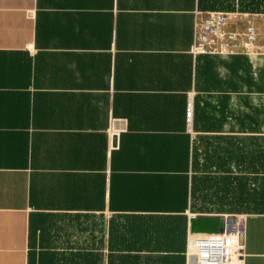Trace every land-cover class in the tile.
<instances>
[{
    "label": "crops",
    "instance_id": "1",
    "mask_svg": "<svg viewBox=\"0 0 264 264\" xmlns=\"http://www.w3.org/2000/svg\"><path fill=\"white\" fill-rule=\"evenodd\" d=\"M221 3L0 0V264L43 261L47 215L109 217L113 264H186L239 223L244 264H264V211L200 202L264 181V56L193 52ZM206 163L241 167L215 173L229 194L201 189Z\"/></svg>",
    "mask_w": 264,
    "mask_h": 264
},
{
    "label": "rangeland",
    "instance_id": "2",
    "mask_svg": "<svg viewBox=\"0 0 264 264\" xmlns=\"http://www.w3.org/2000/svg\"><path fill=\"white\" fill-rule=\"evenodd\" d=\"M215 1V0H213ZM222 2L220 7L230 9L239 3L242 6H250L251 10H264V4L258 5V2L264 0H218ZM229 1H232L231 3ZM234 4V5H233ZM257 4V5H256ZM224 9V8H223ZM222 9V10H223ZM208 145L205 150V157L208 159ZM215 149H213V152ZM213 153V157H214ZM217 159L214 160L216 162ZM207 172L203 177L201 189H208L213 186V195L220 194L221 188H226V194H229L230 182L227 177L232 175H217L219 172H232L233 168L241 170V167L214 165L213 167L207 163L202 167ZM213 170V182L211 175ZM250 170H257L256 166H250ZM220 177V178H219ZM235 178V177H234ZM254 178V179H253ZM212 183V184H211ZM239 191H233L232 196H213L205 197L200 200L203 209L218 211H239L245 212L262 209L264 206V181L260 182V192L258 191V182L256 176H251L250 194L243 195L244 189L238 182ZM245 186V185H244ZM217 189V190H216ZM223 191V190H222ZM243 192V193H242ZM214 214V213H213ZM235 215V214H234ZM230 216V215H229ZM231 219V218H229ZM111 219L105 216L95 215H47L44 216L38 226L41 231V256L43 261L32 264H113V262L102 261V255H111L106 246V239L110 236ZM105 250V253H104ZM162 262V261H159ZM177 261L162 262L158 264H177Z\"/></svg>",
    "mask_w": 264,
    "mask_h": 264
},
{
    "label": "built area",
    "instance_id": "3",
    "mask_svg": "<svg viewBox=\"0 0 264 264\" xmlns=\"http://www.w3.org/2000/svg\"><path fill=\"white\" fill-rule=\"evenodd\" d=\"M262 14L263 10L239 3L230 11L209 13L202 23L196 22L194 54L264 56V32L255 21ZM243 22L245 26L240 28ZM192 116L189 102L187 117L191 120ZM246 256L244 231L239 223L229 222L219 234L195 236L188 246L186 264H244Z\"/></svg>",
    "mask_w": 264,
    "mask_h": 264
},
{
    "label": "trees",
    "instance_id": "4",
    "mask_svg": "<svg viewBox=\"0 0 264 264\" xmlns=\"http://www.w3.org/2000/svg\"><path fill=\"white\" fill-rule=\"evenodd\" d=\"M257 5V4H256ZM242 6V5H241ZM243 7H246L247 9H249L250 8V6H247V5H245V6H243ZM261 7V6H260ZM251 9V8H250ZM256 10H260V9H256ZM263 12H264V10H263ZM254 166H256V165H254ZM255 211H264V206H263V208L262 209H256Z\"/></svg>",
    "mask_w": 264,
    "mask_h": 264
}]
</instances>
